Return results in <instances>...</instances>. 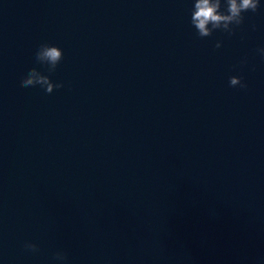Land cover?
<instances>
[{
	"label": "water",
	"instance_id": "95a60500",
	"mask_svg": "<svg viewBox=\"0 0 264 264\" xmlns=\"http://www.w3.org/2000/svg\"><path fill=\"white\" fill-rule=\"evenodd\" d=\"M193 2L114 0L31 67L62 88L0 87V264H264V0L204 38Z\"/></svg>",
	"mask_w": 264,
	"mask_h": 264
},
{
	"label": "clouds",
	"instance_id": "9594fccd",
	"mask_svg": "<svg viewBox=\"0 0 264 264\" xmlns=\"http://www.w3.org/2000/svg\"><path fill=\"white\" fill-rule=\"evenodd\" d=\"M260 7V0H223V7L221 0H194L190 23L201 38L211 36L215 30H222L232 35L235 31L233 26H239L244 22L243 13L249 11L255 13ZM220 46V42L215 45L216 48ZM257 51L264 57V47ZM35 59L38 63L47 65V71L52 73L63 59V52L58 46L43 43L38 47ZM36 85L43 88L47 94L64 86L63 83H53L48 75L31 68L22 78L21 86L27 88ZM229 86L247 88V84L240 76H230ZM24 247L34 253L39 251L38 245L31 241H26ZM54 259L66 261L67 253L58 251L54 254Z\"/></svg>",
	"mask_w": 264,
	"mask_h": 264
}]
</instances>
